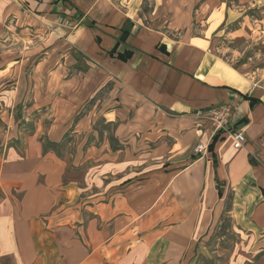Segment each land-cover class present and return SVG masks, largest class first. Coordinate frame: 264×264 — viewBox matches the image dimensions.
Here are the masks:
<instances>
[{"label": "crops", "instance_id": "0c3cea01", "mask_svg": "<svg viewBox=\"0 0 264 264\" xmlns=\"http://www.w3.org/2000/svg\"><path fill=\"white\" fill-rule=\"evenodd\" d=\"M150 1L145 12L146 0H0L2 18L58 22L51 32L84 56L89 72L81 76L83 93L87 81L100 90L112 80L113 103L105 114L111 115L117 140L125 143L122 157L163 162L161 168L129 170L127 178L113 182V191L85 201L80 213L72 201L76 186L63 183L59 171L36 165L47 174L45 183L36 182V173L18 174L24 175L18 178L24 195L1 205L0 252H14L20 264H134L138 245L127 235L136 218L161 221L156 239L148 232L141 243L145 264H194L191 242L224 211L241 230L264 236V92L210 49L212 35L229 16L225 3ZM194 19L202 35L191 33ZM123 51L130 57L118 58ZM54 74L64 75L61 66ZM64 98L55 106L60 123L84 107V100ZM221 104L234 107L231 129L245 137L239 149L229 133L216 140L210 136L203 115ZM89 113L81 119L85 125ZM198 142L207 143L203 153L193 151ZM63 198L68 202L59 204ZM85 207L96 211V226L82 220ZM122 240L129 242L123 250L115 244ZM156 240L160 252L154 250Z\"/></svg>", "mask_w": 264, "mask_h": 264}, {"label": "rangeland", "instance_id": "374dc122", "mask_svg": "<svg viewBox=\"0 0 264 264\" xmlns=\"http://www.w3.org/2000/svg\"><path fill=\"white\" fill-rule=\"evenodd\" d=\"M222 1L229 16L212 35L210 49L239 71L259 93L264 92V0ZM150 3L146 0L142 10L149 12ZM198 24L194 19L191 33L202 35ZM56 26L58 22L47 25L26 17H0V208L9 200L23 198L20 176L36 173V182L45 183L47 174L36 170L40 162L48 165V169L59 171L63 183L73 181L78 193L74 195L73 185L72 201L79 213L85 201L95 202L97 195L113 191V182L117 185L120 176L123 181L129 170L163 165L161 161H129L127 153L122 157L125 143L117 140L113 121L108 120L111 115L105 114L113 103L112 80L98 90L84 77L89 90L83 93L81 76L89 72L84 56L51 32ZM67 26H72L70 21ZM66 59L70 63L65 62ZM60 66L64 75H55L54 71ZM49 94L55 96L49 97ZM67 96L84 100V107L78 114L68 116V121L56 122L55 118L59 119L55 111L57 101ZM88 111L90 120L85 125L81 119ZM36 147L39 152L33 151ZM48 156L49 159H44ZM22 173L24 175L18 177ZM67 199L58 203L68 202ZM229 204L230 196L225 209ZM57 209L58 206L53 210L54 215L59 214ZM94 212L85 207L80 214L82 220H94L96 226L97 213ZM136 219L128 228L127 238L134 239L138 245L134 248L137 251L133 263L145 264L141 243L148 232L154 233V229L160 227L161 221L150 223ZM198 237L190 244L194 249V264H264V236L241 230L228 212L224 211L218 222ZM128 240L115 244L123 250ZM154 244V250L162 248L158 240ZM0 264L20 262L14 252H0Z\"/></svg>", "mask_w": 264, "mask_h": 264}, {"label": "built area", "instance_id": "2783aa9c", "mask_svg": "<svg viewBox=\"0 0 264 264\" xmlns=\"http://www.w3.org/2000/svg\"><path fill=\"white\" fill-rule=\"evenodd\" d=\"M234 107L229 104H221L210 107L205 113L204 118L209 122L210 136L219 137L223 133H229L232 138V146L235 149L242 147L245 137L241 130L231 129V118L233 116ZM207 143L198 142L193 147L195 153H203Z\"/></svg>", "mask_w": 264, "mask_h": 264}, {"label": "trees", "instance_id": "16d2710c", "mask_svg": "<svg viewBox=\"0 0 264 264\" xmlns=\"http://www.w3.org/2000/svg\"><path fill=\"white\" fill-rule=\"evenodd\" d=\"M113 52H114V50H111L109 53L113 54ZM130 55H131L130 51H123V52H118L117 53V57L120 58V59H123V60L127 59L128 57H130ZM245 97L249 99L250 104L253 103V101L255 100L253 97H250V96H247V95H245ZM217 138H218L217 135L213 137L214 140H216ZM218 193L220 194V191H218Z\"/></svg>", "mask_w": 264, "mask_h": 264}]
</instances>
